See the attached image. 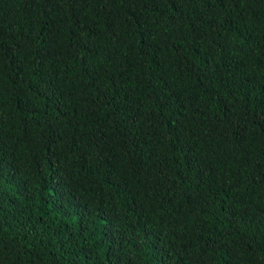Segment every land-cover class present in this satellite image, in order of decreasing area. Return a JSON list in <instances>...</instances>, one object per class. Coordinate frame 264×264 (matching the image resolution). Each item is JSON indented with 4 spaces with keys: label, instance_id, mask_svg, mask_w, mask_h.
Listing matches in <instances>:
<instances>
[{
    "label": "trees",
    "instance_id": "16d2710c",
    "mask_svg": "<svg viewBox=\"0 0 264 264\" xmlns=\"http://www.w3.org/2000/svg\"><path fill=\"white\" fill-rule=\"evenodd\" d=\"M0 264H264V0H0Z\"/></svg>",
    "mask_w": 264,
    "mask_h": 264
}]
</instances>
